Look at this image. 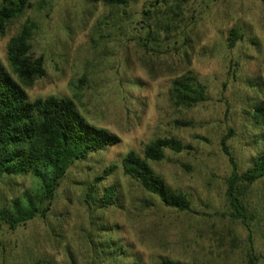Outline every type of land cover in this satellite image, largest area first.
<instances>
[{"label": "rangeland", "instance_id": "1", "mask_svg": "<svg viewBox=\"0 0 264 264\" xmlns=\"http://www.w3.org/2000/svg\"><path fill=\"white\" fill-rule=\"evenodd\" d=\"M28 21L36 25L33 50L44 57L47 72L28 89L30 100L71 98L90 124L122 142L76 162L46 216L17 230L0 221V264H121L96 246L109 237L147 264H159L161 257L264 264V179L237 185L244 223L228 201L233 168L222 147L226 140L240 175L262 148L264 131L250 113L264 104V0H127L119 6L33 0L0 35V59L15 79L7 45ZM232 30L242 35L234 47L228 41ZM189 70L208 87L210 101L177 109L169 90ZM164 136L192 146L150 163L172 190L187 195L190 212L165 208L123 172L125 155L143 156L149 142ZM111 165L118 168L99 187L119 185L122 202L101 209L86 195ZM38 188L32 176L5 175L0 210ZM109 226L119 232L109 233Z\"/></svg>", "mask_w": 264, "mask_h": 264}, {"label": "trees", "instance_id": "2", "mask_svg": "<svg viewBox=\"0 0 264 264\" xmlns=\"http://www.w3.org/2000/svg\"><path fill=\"white\" fill-rule=\"evenodd\" d=\"M32 1H1V36L7 35L13 20L32 7ZM103 1L109 6L127 4V0ZM35 29L34 23L26 22L7 45V60L17 79L0 59V180L8 175L32 176L39 181L36 192L28 191L14 199L10 207L0 210V221L11 230L27 225L38 216H46L62 180L76 162L122 142L117 134L90 124L71 98L49 96L30 100L28 89L47 75L44 57L33 50ZM241 38L242 35L232 30L228 38L230 46L234 47ZM169 98L175 108L188 110L210 101L208 87L192 70L172 81ZM250 115L264 131V104L256 107ZM175 125L188 127L191 122L176 121ZM258 142L262 148L254 158L252 167L243 175L238 173L227 141L222 143L223 151L233 168L232 176L227 181V197L239 219L243 218V213L237 185H250L264 179V132ZM190 150L192 146L181 138L158 137L145 146L143 156L136 151L125 155L122 169L125 176L135 180L144 192L158 197L165 208L181 213L190 212L191 202L187 195L172 190L165 179L150 166L151 162L165 161L168 151L181 154ZM117 168V165H111L95 178L87 191V203L95 201L101 209L121 206L123 195L119 185H110L102 190L99 187ZM242 220L245 223V219ZM118 229L109 226L108 232L114 234L119 232ZM96 246L98 250L107 252L108 259L120 261L121 264H147L139 255L129 251L121 240L109 237ZM159 259V264H189L168 257ZM36 264L44 263L39 261ZM250 264H253L252 260Z\"/></svg>", "mask_w": 264, "mask_h": 264}]
</instances>
